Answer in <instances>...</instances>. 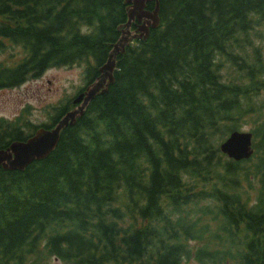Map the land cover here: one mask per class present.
<instances>
[{
    "label": "trees",
    "instance_id": "trees-1",
    "mask_svg": "<svg viewBox=\"0 0 264 264\" xmlns=\"http://www.w3.org/2000/svg\"><path fill=\"white\" fill-rule=\"evenodd\" d=\"M158 1V28L116 56L113 83L54 151L0 168V264H264V115L253 100L264 61L251 44L264 0ZM126 18L124 0H0V54L20 48L0 61V89L74 65L92 83ZM61 102L43 128L73 107ZM246 116L259 121L254 157L227 160L218 143ZM35 129L23 114L0 118V150Z\"/></svg>",
    "mask_w": 264,
    "mask_h": 264
},
{
    "label": "water",
    "instance_id": "water-1",
    "mask_svg": "<svg viewBox=\"0 0 264 264\" xmlns=\"http://www.w3.org/2000/svg\"><path fill=\"white\" fill-rule=\"evenodd\" d=\"M154 3L153 11L146 10V4ZM127 5V21L119 26L121 29L118 40L113 44L105 63L98 69L99 75L79 94L73 103L75 108L66 112L51 129H37L34 134L24 142H12L6 149L0 150V168L4 171H23L35 161L46 159L56 148L61 131L67 126H73L76 119L80 118L88 102L98 93L106 91L108 85L113 83V71L115 57L123 53L125 47L134 39L145 40L151 29L159 25V1L158 0H124ZM139 23L135 32L130 31V25L134 20ZM220 151L235 161L250 157L251 134L245 132H232L220 145Z\"/></svg>",
    "mask_w": 264,
    "mask_h": 264
},
{
    "label": "rangeland",
    "instance_id": "rangeland-1",
    "mask_svg": "<svg viewBox=\"0 0 264 264\" xmlns=\"http://www.w3.org/2000/svg\"><path fill=\"white\" fill-rule=\"evenodd\" d=\"M255 30L257 34L251 44L259 49V54L264 61V24L255 28ZM19 49L14 47V49L8 50L6 54H0V61H5L7 54L13 53L17 56ZM247 51H251V47H247ZM220 73L228 78L233 77V70L229 68L223 59H220ZM84 83L83 67L81 65L49 68L37 79L27 80L17 87L0 89V118L12 120L19 116L21 111L27 109L24 116L32 126L48 124L51 117L50 110L61 104L63 99L72 98ZM253 100L255 106L261 107L259 114L264 115V91H261ZM246 110H249V108ZM258 124L259 121H255L252 116L243 117L237 123L240 131L250 133L256 130ZM254 162L255 159L248 166H251ZM251 180L256 186L254 179L251 178ZM243 185L245 186V184ZM254 195L255 193L250 191V196L253 197ZM191 246L195 247L196 245L191 243ZM44 264L64 263L54 258H47ZM184 264L199 263L189 260Z\"/></svg>",
    "mask_w": 264,
    "mask_h": 264
}]
</instances>
